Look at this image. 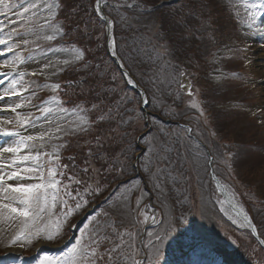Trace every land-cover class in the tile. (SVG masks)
I'll return each mask as SVG.
<instances>
[{
	"label": "snow or ice",
	"instance_id": "obj_1",
	"mask_svg": "<svg viewBox=\"0 0 264 264\" xmlns=\"http://www.w3.org/2000/svg\"><path fill=\"white\" fill-rule=\"evenodd\" d=\"M92 7V11L95 16L102 22V27L105 31L100 33L97 42L99 43L102 39L107 43L108 49L112 52L113 56H118L117 44L114 34L109 38L107 30L113 28L114 21L109 19L103 12V5L106 4V0H95L92 4V0H89ZM0 5L3 6L5 11H0V16H6L12 7L6 0H0ZM128 7H139L136 4H128ZM32 8H36L37 4H32ZM82 4L79 0H44L43 6L41 7L42 12H46V16L41 19L28 21L26 20L23 24H20V28L23 29V33L16 27H12L8 32H5V25L0 21V46H4L0 49V56H6L12 54L11 59H5L0 62V69L6 71L0 72L3 79H0V85H4L7 81V87L0 93V101L16 98L12 104H4L0 106V112L14 114L12 116L3 115L0 116V139L11 138L6 140V146L0 147V222L7 223L8 221H15L19 224V229L14 236L8 241V246L21 243L22 241H31L33 238H40L41 236L45 240H52L60 232L63 224L73 215L74 212L86 207L88 201L81 196L79 193L76 196L72 195L69 191L70 184H83L82 179H77L75 175L67 177L69 185L63 184L58 179V175H65L63 172H57V168L50 165L45 167L44 157L48 158V162L53 159L59 161L60 156L56 149L63 147V145L53 144V151H44L45 147L53 140H58L64 135H75L78 133H84L89 131L91 127L98 125L99 122L105 120L106 115L110 116V110L108 114H101L99 117L89 120L88 115H77V121L68 127H64L59 123L53 124L49 121V128L43 131H38L36 134L25 135L23 130L25 128H32L35 126V120L37 119L28 111L24 113V109L35 108L40 112L41 116L53 112L52 108L45 107L40 108L34 104L32 100L25 96L24 93L29 92L30 89L22 83L24 80L25 72L18 71L19 66L24 64L26 57L21 55L16 49L29 44V40L25 38V34L31 33L36 37V40L43 41H54L58 36H71L72 42L68 47L57 49L49 48L48 51H63L69 54V58L62 60L59 64L48 61L41 67L34 69L32 75L45 76H57L60 73L67 71L71 67L74 71L76 68H80L84 73L91 68L88 63L87 54L91 51L90 48L86 47V43L91 41L92 33L88 31V24L80 15ZM246 7L251 9H264V2L262 3H251L246 4ZM29 8L25 7L23 13H28ZM85 15H87V9H84ZM35 16V13H33ZM250 17L249 27H253L255 24L256 12L250 11L248 13ZM55 21V22H53ZM29 24L35 25V31L32 27L27 26ZM47 28L49 31H41ZM83 42V43H82ZM77 44L80 46L77 47ZM36 48L39 49L40 45L37 43ZM232 49H226L227 53H231ZM246 51V49H245ZM31 55V53H30ZM246 59V58H245ZM120 67L123 68L125 65L121 62ZM216 71H219L217 69ZM14 73L16 75H14ZM122 77H128L127 72L120 74ZM183 75V73H181ZM223 75V73H221ZM232 76H236L235 72L231 73ZM113 80L116 79L114 75ZM264 79V78H262ZM254 83V81H248ZM127 84L134 85L135 82L128 78ZM87 79L82 80L80 84L76 83V80L69 77L65 81V85H71L73 93L79 96H91L94 94V88L88 87L82 88L80 85H87ZM46 88H50L53 92L62 90L61 83L45 84ZM180 87L184 89L185 84L181 83ZM79 89V92L76 90ZM189 94H191L190 86L188 87ZM31 95L35 96V90H31ZM53 101H56L55 96L52 97ZM72 104L71 111L74 113H90L99 108V105L103 103V99H98L96 102L78 103L76 101H70ZM198 104L194 100L192 101V107H197ZM56 111L67 112L68 108L62 106L60 102H57ZM264 110V109H262ZM264 124V121H262ZM189 131H191L189 129ZM120 151L116 152L114 149L109 150L105 147V141L100 136L96 137L95 148H89L87 156L85 158V166L82 172L87 175L90 170L97 172L98 174L103 170L106 173H117L118 176H124L127 169L132 164L138 163L136 160H129L128 152L129 149L126 146H119ZM102 152L103 155H97ZM123 156L124 160L120 157ZM74 159V158H73ZM100 162V168H92L93 162ZM106 165V167H105ZM151 159L141 163V167L144 168L145 172H151ZM67 168L68 165H63ZM125 183L132 184L131 179L126 181H118L117 188L125 187ZM60 187L64 188L63 196H67L72 200V205L68 206V200H59L61 196ZM101 185L99 181L96 182L95 188L88 185L85 191L89 194L95 195L100 192ZM133 187H128L127 191L131 193ZM159 187V185H156ZM109 200L112 199L110 196ZM127 199V197H124ZM63 203L66 208L65 211L52 220L53 209L57 207V203ZM140 201L137 200L139 205ZM235 205L233 208L235 209ZM223 210V209H222ZM142 214V213H141ZM237 216H243V222L241 226H247L251 229L252 233L255 234L257 229L252 221L241 209L238 211ZM47 217V219H45ZM152 223H157L155 214L152 216ZM148 217L145 216L147 222ZM234 224L237 222L235 219L232 221ZM85 229H88V225H85ZM174 228L172 224L169 225L162 231L155 234L149 233V236H154L153 240H150L149 244L153 249L152 258H150L149 264H160L163 259V248L166 242L169 240H175L173 236ZM121 236L124 234L121 233ZM131 235V234H129ZM85 236L88 237L85 242ZM106 237H100L98 233L85 232L80 238L77 239V243L69 249L68 256L65 264H102L105 261H112L113 254L119 249V245L112 249H106L104 252L100 251L101 241ZM259 243L264 245V239L260 240ZM131 264H142L140 259H136L135 254L129 256ZM41 264H52V261L48 258H43Z\"/></svg>",
	"mask_w": 264,
	"mask_h": 264
},
{
	"label": "trees",
	"instance_id": "obj_2",
	"mask_svg": "<svg viewBox=\"0 0 264 264\" xmlns=\"http://www.w3.org/2000/svg\"><path fill=\"white\" fill-rule=\"evenodd\" d=\"M93 1L94 0H92V4ZM137 1L143 4L142 7H139L140 9L148 10V6H151L152 8L148 10L149 12L147 11L145 13L140 12L138 9H136L137 7H133L132 10L127 8L119 11L114 10L113 14L112 11H110L111 15L116 18V23L114 24L117 50L122 58H127L125 59V63L129 67L131 66L130 68L134 67L140 69L141 72H147V74L145 75L146 77L150 75L147 71L149 70V66L143 59L139 57L140 48L136 44L138 42V34L141 31L148 29V27L150 26L147 23L152 24V29H154L155 26H158L155 29L158 31L159 35L162 36L164 40H167L170 44H173L175 51L179 50V53H175V55H179V59H187L190 57V59H193L196 63H198L202 61L204 56L207 55L209 49L214 45V40H209L208 44L210 46L206 50L201 49V51L198 52L199 44L203 43V35L206 36V31H208L211 26H218V24H220V22L222 21V16L220 14H216V16L219 18H216V16H214L209 20L210 14L207 13L208 11H210L211 8L215 12H219V9L221 8L219 3H214L210 6L206 0H181L182 3L180 4V6L188 3V5L190 7H193L194 9V11L189 13L190 15H188L185 10L180 9L177 5H162L161 7H157V3L159 0ZM79 2L83 6L80 15L87 22L88 31L92 33L91 41L86 43V47L91 49V51L88 53V59H90L89 61L91 62V68L87 71V73H84L80 68H76L75 71L70 68L63 73L62 80L66 81L69 77H71L76 80L77 84H80L82 80L87 79L88 84L80 86L82 88H85V91L88 87H93L95 90L94 94L91 96L85 95L77 97L73 93V88L70 85L65 86L67 89L71 90L70 92H68V98L73 99L74 101L83 100L85 103H94L98 99L102 98L103 103L99 105V108L90 112V120L99 117L101 114H108L109 110L110 116L106 115L104 121L99 122L98 125L91 127L89 131L75 135L74 137L70 138L71 144L67 143L66 149L69 150L70 148V152H76L75 156L78 160L77 165L79 167H84L88 149L90 147L95 148L96 137L97 135H100L105 141V147L109 150L114 149L116 152H118L120 151L119 146H126L129 149V160H132L136 151L135 135L139 133L143 122H135V118H130L129 120L125 118L126 115H133V110H131L130 112H128L127 110L128 107H133L130 106L133 100L128 101L127 105H124V103H122L123 100L120 99L119 95L120 91H122V88L126 89V85L125 83L123 85L119 84L121 76L120 74H118V69L111 62L106 53L104 40L102 39L98 43L96 39L98 36H100V33L102 32V23L92 11V7L89 3V0H79ZM84 9H87V15H85ZM223 14L224 10H222V15ZM204 17L207 18L206 22L209 24L210 27L201 28L200 23L203 21ZM153 23H155L156 25H154ZM106 61L111 64V68L109 70H102ZM114 75L116 76L115 80L112 79ZM76 91L79 92V89H77ZM171 142H173V144H177L176 140H172ZM166 154V160L163 161L162 166L163 168H165L167 165H169V167L167 169L162 170V175L157 174L155 178L157 179L158 183L162 184L160 185L162 188H164L168 193L173 195L176 192V190L174 189V187H176V182L174 180V175L176 173L172 169L173 167H179L180 169L184 168V177H186L187 181L191 184L192 182H194V176L191 172L190 167L185 162H183L182 165L179 164L180 156L176 151H174V149L166 151ZM97 155L102 156L103 153L99 152L97 153ZM160 155L164 156L163 153H160ZM120 159L124 160V157L121 156ZM149 159L150 157L147 154V156L141 157L138 161V165L140 166V169H142V174L144 177H147L148 175L147 173H145L144 168L141 167V163ZM154 163H157V161H155ZM100 167V162H93L92 168ZM132 174V166L127 169V172L124 176H118L115 172L106 173L103 170H101V172L98 174L97 172L90 170L88 176H86V178H84L83 180L85 182L92 180L94 182V185H91L93 188H95L96 182L99 181L102 187L99 192V195H92L91 197H88V199L91 202L98 201V199L110 187H112L114 183L130 177ZM147 179L148 181H151V179ZM154 182L156 183V181ZM86 187L87 186L85 185L83 189L84 191ZM153 187L155 188L156 186ZM160 192L163 195L166 194L164 190H161ZM179 200H176V202H179ZM112 215H114V213L110 214V220L108 221V224L113 225L105 224V227H107L106 235H108L110 239H113V241L103 239L101 241L100 251L104 252L105 248L103 245H110L108 249L116 247L120 243V238L130 239L128 241L127 250L132 249L133 243L131 236L123 232L125 228L129 227L133 223L132 218L130 216H121L119 214H117L116 216ZM95 233L99 234V232L97 231L93 234ZM121 233L124 234L122 237H120ZM101 237L104 236L102 235ZM121 247L124 248V245H122ZM121 247H119L118 251L113 254L112 261H107V258L105 257V261L102 262V264H119L117 258L120 253L119 250L122 249Z\"/></svg>",
	"mask_w": 264,
	"mask_h": 264
},
{
	"label": "rangeland",
	"instance_id": "obj_3",
	"mask_svg": "<svg viewBox=\"0 0 264 264\" xmlns=\"http://www.w3.org/2000/svg\"><path fill=\"white\" fill-rule=\"evenodd\" d=\"M16 1L17 0H6V2L10 3V5H15V7H12L11 11H9L6 16H0V21L7 25V27H5V32H8L12 27H16L23 33V29L20 28V24H23L26 20H42V18L46 16L42 11H38V6H40L42 3L41 0H30L29 4H24L20 7ZM257 1L259 2V0ZM34 3L37 4L36 8L31 7V5ZM25 7L29 8L28 13H23V9ZM0 11H5L2 5H0ZM33 13H35V16H33ZM259 15L261 17L260 20L258 19ZM248 25L249 24H244L241 26V31L237 30L235 27L224 25H221L218 28L220 35H224L225 30H230L229 33H231L232 42L237 46L235 50L229 47L233 50L231 53H235L236 55L239 54L242 57L246 56L247 59L245 62L238 61V64H234L235 61L231 62L229 60L231 53L226 52V49L229 48H226L225 51H223L222 47L216 51V55L213 57L212 61L210 58L208 59L209 65L212 66L211 71L208 74V78L214 87L219 88V91L222 93L225 91V94L230 95L227 103H239L238 111L243 114L242 121L246 126L244 125L242 130L239 129L235 137L236 140L240 141L241 143H253L251 146L252 148L246 151L241 150L240 153L242 160L240 161H238V159H231V157L226 154V150L229 149V146L224 142L221 143L216 138L217 136L211 130V125L208 117H206V114L197 111L200 109L197 88L196 95L186 98V102L184 104L185 107L180 108V110H182L181 112L184 114H187L186 118L194 126V132L198 136L202 137V139L205 140V142L212 149V152L216 157V167L222 176H224L228 182L233 184V187L229 185V188L237 197L239 196L244 200H250L252 204L259 205L261 204L262 198L264 199V124H262V121H264V110H262L264 109V79H262L264 78V53L261 56L257 55L255 52V46L257 44L262 46L261 34L264 32V9H260L259 13L256 12L254 26L250 28ZM27 26L34 27L35 25L29 24ZM25 38L29 40L28 52L26 54H22L23 49H16V51L20 52L21 55L26 57L24 64L19 66V69L25 72L22 83L30 89V91L24 93V95L29 97L36 105V99H38L40 102H43L40 106L38 105L41 108L49 107L53 109V112L49 113L51 115L50 119L45 120L40 125L41 131L46 129L45 126L49 125V121H52L53 124L59 123L64 127H68L70 123L74 124L77 121V116L75 115L76 117L71 119L70 122H64L67 118L66 116L69 115L70 112L67 111L61 113L56 111V101L52 100L51 94H47L46 98L36 94L35 96L31 95V90H35V92H37L40 90L50 89L46 88L45 83H42L41 80L36 78H43L44 76L32 75L31 73L33 71L31 70L37 69V64H40V67L48 61H53L54 63L59 64L61 60L65 58H53L48 60V58L43 56L49 49L48 47H45L46 45H41V43L38 42L36 37L31 33L25 34ZM37 43L40 45L39 49L36 48ZM3 47L4 46H0V49ZM23 48L26 47L23 46ZM236 50L238 51L236 52ZM239 50L242 52H239ZM11 57L12 54L10 53L6 56H0V62L4 61L5 59H11ZM246 62L248 63L247 66ZM241 63L242 68L244 67V72L249 77V79L245 82L249 83L248 81H254V83H251V87L244 88L247 83L242 82L238 85L237 82L229 81L227 79L228 74L225 75L228 71L241 68L239 65ZM217 69H219V71H216ZM3 71L4 70H1V72ZM221 73H223V75H221ZM45 76L48 75L46 74ZM35 78L37 80H34ZM0 79H3L2 75H0ZM198 85L200 86L199 83ZM5 87H7V81L4 85H0V89H4ZM246 97H248L246 101L242 100ZM15 99L16 98L8 99L4 104H12ZM194 100L198 104V106L195 108L192 107V101ZM226 104L221 105L220 109H225ZM226 110L227 109H225V111ZM8 115L12 116L14 114ZM224 126L225 125L220 126V129L224 130ZM215 129L218 132L217 126ZM30 134L34 135L36 133ZM151 140H153L152 137ZM52 145V142L47 145L46 149L48 152L53 151ZM250 150H254L255 152L251 153L249 152ZM262 207L264 208V204H262ZM251 209L254 213L256 212L257 216L258 214H264V209L263 211H259L260 209L255 207H251ZM219 214H223L233 225L241 227L242 222L231 213L228 206H226L223 202H220L219 204L216 203L215 207L210 208L206 205H203L200 208L199 214L197 215L198 225L199 227L202 226L201 229L205 237L211 240H218L220 243L222 241V243L231 246L236 242L233 231H231V229H229L222 220L219 221ZM234 219L237 221L235 224L232 222ZM261 223L264 225V219L261 221ZM243 242L246 246H248V243L245 241ZM16 248L23 249L19 245H17Z\"/></svg>",
	"mask_w": 264,
	"mask_h": 264
},
{
	"label": "bare ground",
	"instance_id": "obj_4",
	"mask_svg": "<svg viewBox=\"0 0 264 264\" xmlns=\"http://www.w3.org/2000/svg\"><path fill=\"white\" fill-rule=\"evenodd\" d=\"M255 47H256V51H255L256 54L261 56V55L264 53V49H263L262 47H260V46H257V45H256ZM233 210H234V211H233L234 214L237 216L236 213H237L239 210H238L236 207H235V209L233 208ZM237 217H238V218H241L242 216H237Z\"/></svg>",
	"mask_w": 264,
	"mask_h": 264
}]
</instances>
